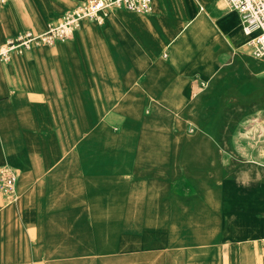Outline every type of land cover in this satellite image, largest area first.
I'll list each match as a JSON object with an SVG mask.
<instances>
[{
    "label": "crops",
    "instance_id": "crops-1",
    "mask_svg": "<svg viewBox=\"0 0 264 264\" xmlns=\"http://www.w3.org/2000/svg\"><path fill=\"white\" fill-rule=\"evenodd\" d=\"M80 1L0 0V46ZM247 40L224 0H152L150 12L83 19L69 40L0 61V166L17 174L13 203L0 193V264H58L77 247L101 264L109 250L150 249L160 219L173 215L182 159L203 152L193 127L219 122L227 107L264 113V57ZM108 216L135 228L109 246ZM258 241L264 264L262 229Z\"/></svg>",
    "mask_w": 264,
    "mask_h": 264
},
{
    "label": "rangeland",
    "instance_id": "rangeland-1",
    "mask_svg": "<svg viewBox=\"0 0 264 264\" xmlns=\"http://www.w3.org/2000/svg\"><path fill=\"white\" fill-rule=\"evenodd\" d=\"M219 119L189 133L202 136L203 152L182 159L172 186L173 215L160 219L150 249L109 250L101 264H259L261 229L264 234V113L250 115L243 106L227 107ZM74 220L78 246L85 219L81 215ZM146 220L141 218V228ZM86 221L98 236L97 219ZM134 229L124 218L108 216L101 234L109 246ZM243 242L248 244L246 259L239 251ZM69 254L59 257L58 264H100L78 247Z\"/></svg>",
    "mask_w": 264,
    "mask_h": 264
},
{
    "label": "built area",
    "instance_id": "built-area-1",
    "mask_svg": "<svg viewBox=\"0 0 264 264\" xmlns=\"http://www.w3.org/2000/svg\"><path fill=\"white\" fill-rule=\"evenodd\" d=\"M229 9L239 14L240 27L248 37L247 45L253 56L264 57V0H225ZM150 12L152 0H82L66 11L56 23H49L44 31L21 30L0 46V61L9 62L14 53L22 54L37 45L51 46L72 38L83 19L100 23L111 11ZM16 171L9 165L0 166V193L5 201L16 198Z\"/></svg>",
    "mask_w": 264,
    "mask_h": 264
},
{
    "label": "bare ground",
    "instance_id": "bare-ground-1",
    "mask_svg": "<svg viewBox=\"0 0 264 264\" xmlns=\"http://www.w3.org/2000/svg\"><path fill=\"white\" fill-rule=\"evenodd\" d=\"M225 1V0H224Z\"/></svg>",
    "mask_w": 264,
    "mask_h": 264
}]
</instances>
